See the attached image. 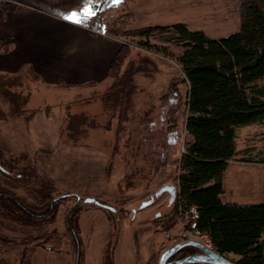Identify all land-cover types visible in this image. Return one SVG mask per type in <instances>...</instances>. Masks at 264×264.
Masks as SVG:
<instances>
[{
    "label": "rangeland",
    "instance_id": "374dc122",
    "mask_svg": "<svg viewBox=\"0 0 264 264\" xmlns=\"http://www.w3.org/2000/svg\"><path fill=\"white\" fill-rule=\"evenodd\" d=\"M240 2L114 0L117 6H111L99 21V11L90 7L73 11L80 10L72 19L87 25L93 23L91 30L96 22L105 26L108 31L101 36L129 49V56L121 79H110V86L103 81L78 88L44 87L45 91L39 83H33L39 92L33 89L29 108L42 110L29 118L30 128L22 122L0 121V144L4 148L13 153L29 152L38 167L54 180L56 197L81 200L77 245L65 239L57 251L36 248L30 264H103L105 250L110 246L114 264H148L155 252L152 264H159L162 253L175 243L198 240L207 244L204 238L186 230L188 216L166 230L157 229L166 222L164 216L173 211L168 193L155 197L153 204L142 208L164 185L178 186L179 160L188 139L185 123L189 87L177 63L182 48L170 40V34L153 36L151 43L156 48L147 49L141 46L145 39L122 36L112 30L118 26L133 30L185 23L190 30H202L219 39L240 30ZM128 80L134 87H128L123 104L126 120L119 122L121 94L115 93ZM172 85L174 88L170 89ZM26 88L25 83L24 96L31 91ZM0 106L7 108L2 97ZM237 130L236 160L264 158V125ZM225 174V201L232 199L242 205L264 202V184L258 186L259 181H264L263 165L236 163L227 167ZM15 192L26 198L22 189ZM88 199H98L117 211L87 203ZM74 202L71 198L60 205L55 221L42 230L66 234L67 208ZM155 219L158 226L145 222ZM20 254L21 250L16 249L0 254V259L6 257L19 264ZM230 258L236 259L233 255Z\"/></svg>",
    "mask_w": 264,
    "mask_h": 264
},
{
    "label": "trees",
    "instance_id": "16d2710c",
    "mask_svg": "<svg viewBox=\"0 0 264 264\" xmlns=\"http://www.w3.org/2000/svg\"><path fill=\"white\" fill-rule=\"evenodd\" d=\"M113 2L114 0H0V7L5 12H14L17 7L26 6L40 14L63 20H67L77 7H90L99 11V21L111 6H117ZM240 13V30L219 39L209 37L202 30H190L185 23L133 30L118 26L112 32L145 39L141 46L147 49L156 48L151 43L153 36L170 34V40H174L182 48L177 63L189 87L185 123L188 139L179 160L178 186L176 195L171 200L172 214L164 216L166 222L162 224V228L157 229L166 230L176 225L195 208L199 215L197 231L209 239L218 254L236 264H264V203L242 205L227 202L223 198L225 170L231 161L236 160L238 154L237 129L264 125V0H241ZM95 24L97 26L93 29L96 32L107 33L108 30L98 22ZM128 56L129 49H118L108 70L109 79H121L122 67ZM39 81V75L32 69L28 75L24 72L0 73V97L4 98L8 108L0 106V121H12L22 116L30 118L41 110L37 108L27 111L26 108L32 91L39 92V88L33 87V83ZM25 83L26 89L31 88L26 96L23 95ZM120 87L122 88L115 94H121L119 122H122L126 120L123 104L127 90L134 86L128 80ZM171 88L174 86H170ZM167 97L165 95V99ZM60 135L63 136L64 132ZM73 136L75 134L71 135ZM240 160L264 163V158L244 157ZM18 189L25 192L26 198L16 194L15 190ZM56 190L54 180L38 167L31 154L24 151L13 153L0 144L2 256L20 249L19 264H30L31 254L36 248L57 251L61 249L65 239H70L77 245L80 239L79 216L83 211L81 200L71 196L57 199ZM71 198L75 202L67 208V233L61 234L57 230L44 232L43 227L55 221L60 205L66 204ZM150 201L149 205L153 204L154 200ZM145 222L159 225L156 219ZM185 227L187 231H191L188 223ZM194 251V247H185L173 258L177 259L179 256L182 259L194 254ZM156 254H153L148 264H152ZM232 255L236 259H231ZM79 256L81 259L83 254L80 253ZM0 264L13 262L3 257ZM103 264H114L111 246L105 250Z\"/></svg>",
    "mask_w": 264,
    "mask_h": 264
},
{
    "label": "crops",
    "instance_id": "0c3cea01",
    "mask_svg": "<svg viewBox=\"0 0 264 264\" xmlns=\"http://www.w3.org/2000/svg\"><path fill=\"white\" fill-rule=\"evenodd\" d=\"M92 24L77 22L72 15L67 20L53 19L31 8L19 6L14 12H5L0 7V73L28 75L32 69L39 75L43 90L44 87L78 88L103 81L110 86L108 70L120 47L114 40L91 30ZM30 99L27 111L38 108H29ZM10 122L26 123L30 128L29 118L24 116ZM37 133L41 135L40 130ZM236 163L264 166L260 162L235 160L228 167ZM262 184L264 181H259L258 186ZM223 198H226L225 187ZM226 201L237 203L232 199Z\"/></svg>",
    "mask_w": 264,
    "mask_h": 264
},
{
    "label": "water",
    "instance_id": "95a60500",
    "mask_svg": "<svg viewBox=\"0 0 264 264\" xmlns=\"http://www.w3.org/2000/svg\"><path fill=\"white\" fill-rule=\"evenodd\" d=\"M166 191L170 192V195L173 196L174 193L176 195L177 188L175 186L165 185L160 189L159 194L164 193ZM66 197L67 196H61L57 199H63ZM77 200L80 199L77 198ZM86 202L90 204H95L105 210L112 211L113 213L117 211L114 206L108 205L98 199H88L86 200ZM150 203L151 201L143 204L142 208H144L146 205H149ZM189 246L197 249V252L192 255H188L182 259L170 261L183 248ZM159 264H236V263H234L229 258L218 254L212 248V246L206 245L198 240H186L164 251L160 257Z\"/></svg>",
    "mask_w": 264,
    "mask_h": 264
},
{
    "label": "built area",
    "instance_id": "2783aa9c",
    "mask_svg": "<svg viewBox=\"0 0 264 264\" xmlns=\"http://www.w3.org/2000/svg\"><path fill=\"white\" fill-rule=\"evenodd\" d=\"M198 212L195 208H192L190 213L188 214V219H187V223L190 225L191 228V232L201 236L202 238H204L207 241V245H211L209 239L206 236H202L200 235V233L197 231V220H198ZM206 244V243H205Z\"/></svg>",
    "mask_w": 264,
    "mask_h": 264
},
{
    "label": "flooded vegetation",
    "instance_id": "af4514ba",
    "mask_svg": "<svg viewBox=\"0 0 264 264\" xmlns=\"http://www.w3.org/2000/svg\"><path fill=\"white\" fill-rule=\"evenodd\" d=\"M165 186V185H164ZM170 186H175V185H170ZM162 188V187H161ZM160 188V189H161ZM160 189H159V191H160ZM159 191L154 195V196H152V199L154 200V198L155 197H158L160 194H159ZM164 193H168V195H169V202H170V204H172V199L174 198V196H175V193H174V195L173 196H171L170 195V192H168V191H166V192H164ZM196 253V252H195ZM173 260H178V259H174V258H172L170 261H173Z\"/></svg>",
    "mask_w": 264,
    "mask_h": 264
},
{
    "label": "snow or ice",
    "instance_id": "6c2138e0",
    "mask_svg": "<svg viewBox=\"0 0 264 264\" xmlns=\"http://www.w3.org/2000/svg\"><path fill=\"white\" fill-rule=\"evenodd\" d=\"M71 15L74 17L76 15V13H72ZM77 22H79V21H77Z\"/></svg>",
    "mask_w": 264,
    "mask_h": 264
}]
</instances>
